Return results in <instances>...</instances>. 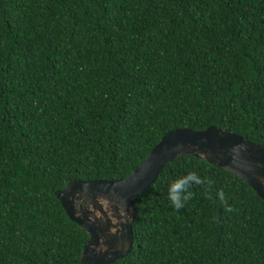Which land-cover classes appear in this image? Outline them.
Wrapping results in <instances>:
<instances>
[{
  "label": "trees",
  "instance_id": "trees-1",
  "mask_svg": "<svg viewBox=\"0 0 264 264\" xmlns=\"http://www.w3.org/2000/svg\"><path fill=\"white\" fill-rule=\"evenodd\" d=\"M209 125L264 147V0H0V264H79L88 233L55 190ZM193 169L212 184L174 209L168 181ZM133 206L110 264H264V200L203 158L169 161Z\"/></svg>",
  "mask_w": 264,
  "mask_h": 264
},
{
  "label": "water",
  "instance_id": "water-1",
  "mask_svg": "<svg viewBox=\"0 0 264 264\" xmlns=\"http://www.w3.org/2000/svg\"><path fill=\"white\" fill-rule=\"evenodd\" d=\"M181 155L203 158L236 174L264 200V147L214 125L200 130L173 128L125 177L72 179L55 190L69 218L88 233L79 264H110L130 251L133 199L153 184L169 161Z\"/></svg>",
  "mask_w": 264,
  "mask_h": 264
},
{
  "label": "clouds",
  "instance_id": "clouds-1",
  "mask_svg": "<svg viewBox=\"0 0 264 264\" xmlns=\"http://www.w3.org/2000/svg\"><path fill=\"white\" fill-rule=\"evenodd\" d=\"M212 180L207 176H201L198 171L186 170L183 174H178L168 181L167 185V200L174 209H180L191 200L193 196V185H210ZM208 198L211 199V193H207ZM215 198L221 205L225 207L226 211H231V205L228 203V197L225 194L223 187L216 189Z\"/></svg>",
  "mask_w": 264,
  "mask_h": 264
},
{
  "label": "rangeland",
  "instance_id": "rangeland-1",
  "mask_svg": "<svg viewBox=\"0 0 264 264\" xmlns=\"http://www.w3.org/2000/svg\"><path fill=\"white\" fill-rule=\"evenodd\" d=\"M103 205L104 206H107L105 201H103ZM109 214H110V212H109ZM113 220L115 221V219H113Z\"/></svg>",
  "mask_w": 264,
  "mask_h": 264
}]
</instances>
